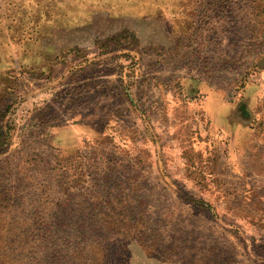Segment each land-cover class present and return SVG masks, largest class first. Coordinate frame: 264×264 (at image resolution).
<instances>
[{"label":"rangeland","instance_id":"374dc122","mask_svg":"<svg viewBox=\"0 0 264 264\" xmlns=\"http://www.w3.org/2000/svg\"><path fill=\"white\" fill-rule=\"evenodd\" d=\"M0 24V264H77L87 214L120 234L91 221L83 264H264V0H0Z\"/></svg>","mask_w":264,"mask_h":264},{"label":"trees","instance_id":"16d2710c","mask_svg":"<svg viewBox=\"0 0 264 264\" xmlns=\"http://www.w3.org/2000/svg\"><path fill=\"white\" fill-rule=\"evenodd\" d=\"M46 13L43 12L41 13V15H39V17H43ZM41 21V20H40ZM43 22H38L36 25L38 29H42V28H46L48 26V21H44L42 19ZM50 22V20H49ZM1 26L2 24H0V58H2V54H3V51H5V47L8 48V36H6V31H5V28H3V30L1 29ZM9 26V25H8ZM5 27H7V25L5 24ZM8 28V27H7ZM126 32V30L120 32V34ZM119 34H117L116 36H118ZM116 36L112 37L111 39L115 38ZM24 37V41H27V42H32L34 39H38L36 36H32V35H27V36H23ZM3 40H5L6 44L3 42ZM261 62H264V55H262V61ZM262 68H264V64L262 65ZM247 105L244 103L241 104V105H237V109L238 110H242L243 112L247 113L248 114V106L246 107ZM247 108V109H246ZM75 158H79L80 157V154H79V150L76 151V156H74ZM80 160V159H79ZM78 160V161H79ZM94 198V197H93ZM92 205H94L95 207L98 206V203L97 201L96 202H93ZM111 219H110V217ZM116 217H119L117 215H115ZM115 216H112V215H104V217L102 218V216H100V218H98L99 216L97 215H86V216H82L81 219H80V225H78V230L70 237H67V240L66 242H68V244L71 243V238H76V248H73L72 251H70L71 253L69 255H73L75 253L77 254H83V256L86 255V250L89 252V250H92L93 247L95 246V238H94V235L96 233H98L97 229H95L94 227L92 228H89V227H86V226H91L92 222H95V221H102L104 222L103 223V226L106 227V224H108L109 226H107L106 228H104L103 230H100L101 232V236H103L104 234H106L107 238H116V235L117 234H120L118 232H113V229L114 227H111V224L114 222V219H116ZM54 233L57 235L56 238H54ZM59 233H61V231H58V232H49V231H44V232H39L38 235L40 237V240H44L46 242H50V237H53L52 240H56V241H59L61 239V235H58ZM51 234V235H50ZM121 235L126 238L129 233L128 232H124V233H121ZM120 235V236H121ZM48 236V237H47ZM96 237V236H95ZM80 243V245H79ZM59 245H62V244H59ZM78 251V252H77ZM116 255V253H115ZM83 256L82 258H80L78 260V263L77 264H83L84 260L83 259ZM83 259V262L80 263ZM57 263V262H56ZM55 263V264H56ZM90 259H89V264H90ZM86 264V263H85Z\"/></svg>","mask_w":264,"mask_h":264}]
</instances>
